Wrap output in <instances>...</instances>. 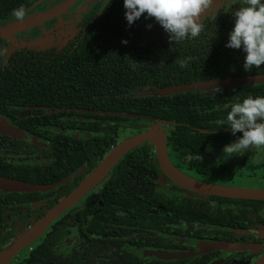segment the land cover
I'll use <instances>...</instances> for the list:
<instances>
[{
  "label": "flooded vegetation",
  "instance_id": "af4514ba",
  "mask_svg": "<svg viewBox=\"0 0 264 264\" xmlns=\"http://www.w3.org/2000/svg\"><path fill=\"white\" fill-rule=\"evenodd\" d=\"M238 5L242 0H221L218 9L228 11ZM110 7L105 0H31L24 7L25 17L53 12L26 29L0 37V116L24 135L14 138L0 133V176L53 186L37 191L0 190V250L68 197L120 144V137L124 140L125 133L135 130L129 118L71 114L70 107L62 105L71 94H45L49 79L18 76L22 69L52 67L55 59L65 58ZM108 14L111 21L117 19ZM16 20L10 14L0 19V27ZM67 86L63 83L59 88L66 91ZM209 97L213 100L203 105L204 113L190 122V133H204L205 140L183 143L174 139L173 126L152 119L143 121L140 132L153 123L163 129L166 155L178 178L264 191V149L218 159L222 147L235 137L222 123L226 113H217L223 106L216 102L220 96ZM195 123H205V127ZM50 133L69 134L77 141L58 144L59 149ZM96 135L100 138L91 139ZM31 138L46 144L34 145ZM6 166L15 169L14 174L23 173L15 176ZM29 167L31 174L25 170ZM94 247L103 251L102 247L111 257L122 254L127 264H255L264 258V196L236 198L183 187L163 169L157 146L143 142L128 150L9 264H48L75 253L90 255ZM156 253L182 256L162 259Z\"/></svg>",
  "mask_w": 264,
  "mask_h": 264
},
{
  "label": "trees",
  "instance_id": "16d2710c",
  "mask_svg": "<svg viewBox=\"0 0 264 264\" xmlns=\"http://www.w3.org/2000/svg\"><path fill=\"white\" fill-rule=\"evenodd\" d=\"M30 3L31 0H0V19L12 14L13 9ZM240 6L228 11L220 8L213 11L201 20L203 30L197 38L172 43L154 18L145 19L144 14L128 26L123 15L122 0H112L111 7L106 8L93 22L94 25L87 30L74 51L65 58L55 59L52 67H28L22 69V75L18 76L49 79L45 94H71L73 97L62 103L70 107L68 112L71 114L120 121L129 118L132 128H135L132 131L136 132L134 134L142 130L143 121L152 119L173 126L176 140L183 143L202 141L206 135L198 131L190 133V122L196 115L204 113L206 109L203 105L213 100L208 95L220 96L216 100L218 104L223 103L217 112L220 115L227 113L225 105L230 106L248 95L264 96V83L224 85L162 95L156 94L155 90L264 75V65L245 72L241 66L244 54L238 49L224 46L233 26L231 13ZM108 13L115 14L117 19L111 21L106 16ZM149 24L150 29L146 28ZM182 59L187 60V67L178 66V61ZM63 83L68 85L66 91L59 88ZM194 125L205 127V123ZM49 136L59 149L58 144L72 145L77 141V137L64 133H50ZM94 138L100 137L96 135L91 139ZM2 165H6V162ZM29 168L25 170L31 174L32 169ZM4 169L11 170L12 174L15 172L12 167L6 166ZM22 173L20 170L15 174ZM8 174L11 175L10 172ZM100 249L103 251L94 247L90 255L75 253L67 260L57 259L48 264H127L122 254L111 257L102 247Z\"/></svg>",
  "mask_w": 264,
  "mask_h": 264
},
{
  "label": "clouds",
  "instance_id": "9594fccd",
  "mask_svg": "<svg viewBox=\"0 0 264 264\" xmlns=\"http://www.w3.org/2000/svg\"><path fill=\"white\" fill-rule=\"evenodd\" d=\"M210 2L211 0H122V7L128 26L144 14L145 19L154 18L173 43L197 38L201 34V15L209 8ZM110 3L111 0H105V5ZM25 14L23 6L12 11V16L17 20H22ZM231 14L233 26L224 46L238 49L244 54L241 66L245 72L264 65V0H242V6ZM146 28L150 29L151 25H146ZM187 63V60L182 59L178 61V66L187 67ZM224 107L228 110L226 120L222 123H226L235 140L222 147L218 159L226 161L233 155L240 156L252 149H264V96L248 95Z\"/></svg>",
  "mask_w": 264,
  "mask_h": 264
},
{
  "label": "water",
  "instance_id": "95a60500",
  "mask_svg": "<svg viewBox=\"0 0 264 264\" xmlns=\"http://www.w3.org/2000/svg\"><path fill=\"white\" fill-rule=\"evenodd\" d=\"M221 0H211L209 8L201 15V18H205L210 11H216L220 5ZM53 12L52 10H46L31 14L24 17L22 20H16L9 24L0 27V37L5 34L20 31L26 29L37 22L43 20L48 14ZM36 41L32 42L34 44ZM251 83H264V75L246 76V77H236V78H226L219 79L208 82L185 84L180 86L168 87L159 90H155L156 94H172L179 91H189V90H199V89H209L214 87H220L224 85L239 86ZM0 133L5 134L14 138H21L23 134L7 124L5 118L0 116ZM30 142L37 146H45V142L40 139L31 138ZM143 142H149L157 146L159 152V159L163 169L166 173L178 184L199 191L205 194H212L218 196H229L236 198H260L264 196V191L258 190H244V189H233L225 187L210 186L205 184H200L197 182L183 180L178 178L172 173L170 163L166 155V135L162 128L158 124L153 123L147 130L139 132L132 135L131 137L123 140L115 149H113L108 156L103 160V162L98 166L96 170L90 173L84 181L77 186L68 197L59 201L52 209L39 220L31 229L22 234L18 239L12 242L10 245L5 247L2 252H0V264H9L16 254L22 251L26 246L31 244L48 226V224L56 218L68 205L80 198L86 191L91 187L96 185L110 170V168L116 164L120 158L130 149L138 146ZM53 186H42L36 184H30L17 179H10L0 176V190L3 191H37L46 190L52 188ZM162 259H173L180 258L182 255H173L165 253H156ZM255 264H264V258L256 262Z\"/></svg>",
  "mask_w": 264,
  "mask_h": 264
},
{
  "label": "rangeland",
  "instance_id": "374dc122",
  "mask_svg": "<svg viewBox=\"0 0 264 264\" xmlns=\"http://www.w3.org/2000/svg\"><path fill=\"white\" fill-rule=\"evenodd\" d=\"M125 134L128 136L127 138H129V137H131L132 135H134L132 131H131V135H130V133H125ZM126 135H125V136H126ZM120 138L122 139V140L120 139V141L122 142V141H123V138H122V137H120ZM127 138H126V139H127ZM124 140H125V139H124ZM121 142H120V143H121ZM263 170H264V169H263ZM260 173H261V172H260ZM232 181H233V183L238 184L237 182H235V180H231L230 182L232 183Z\"/></svg>",
  "mask_w": 264,
  "mask_h": 264
}]
</instances>
